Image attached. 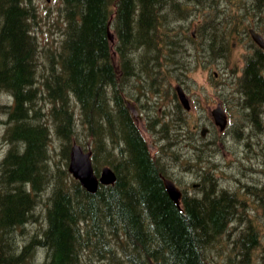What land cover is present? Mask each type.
Here are the masks:
<instances>
[{"label":"trees","instance_id":"obj_1","mask_svg":"<svg viewBox=\"0 0 264 264\" xmlns=\"http://www.w3.org/2000/svg\"><path fill=\"white\" fill-rule=\"evenodd\" d=\"M58 1L62 33L49 49L35 34L31 0H0V264H210L216 248L225 250L222 264H264L240 192L217 189L209 174L176 206L123 103L130 76L158 90L196 59L225 57L232 34L249 37L245 12L255 23L264 17V0ZM195 12L204 17L196 39L185 33ZM262 22L255 28L264 35ZM253 49L237 105L244 129L260 133L264 52ZM73 142L89 145L94 173L108 165L115 182L88 193L74 180L65 168ZM40 215V234L20 244L18 233Z\"/></svg>","mask_w":264,"mask_h":264},{"label":"rangeland","instance_id":"obj_2","mask_svg":"<svg viewBox=\"0 0 264 264\" xmlns=\"http://www.w3.org/2000/svg\"><path fill=\"white\" fill-rule=\"evenodd\" d=\"M31 2L38 12V17L34 25V31L38 41L42 46L49 45V49H56L61 38L63 25L62 19L59 16V1L49 0V2H46V0H31ZM231 2L233 3L234 0H230L228 5L226 4L227 7ZM249 11L253 12L252 10ZM249 15L248 11L244 14V17L248 18L247 24L249 27L255 26L257 29H262V19L264 17L260 16L254 24V16L250 17ZM203 20L204 17L195 12L194 16L189 20V27L185 33L192 32L194 39H196L195 31L197 25L201 24ZM236 33L232 34L230 50L225 57L218 59L215 56H207L206 58L196 59L192 62L190 71H187L186 75L183 73L178 74L181 82L175 81V78H177L175 76L176 73L171 72L173 81H171L168 88L164 86L158 87V93H153L154 90L146 87V84L143 85L140 78L132 77L127 79L124 95L125 98L132 101L139 112H143V114L148 113L151 118L156 113H160L158 108L161 111L172 112L174 115L178 112L179 108L174 106L175 102L173 103L172 100H169L171 92H174L173 88L178 83L189 92L192 98L193 114H197L196 111L199 108V111H197L199 115L194 119L192 114L188 115L191 121L199 117L202 119V116L208 120V116L211 117V110L217 104L221 105L228 117L227 125L222 132L219 131L218 127L215 129L213 135L208 137L213 142L212 145H205L204 151H200V155H205L206 160V158L210 157L209 151L214 152L211 154L209 161L217 165L215 169H218L220 174V183L217 185L216 180L215 187L217 188L218 186L219 188H227L231 191L240 192V198L249 205L246 211L250 213L249 215L253 216L252 223L258 229L260 243L264 247V127H262L260 133L255 131V129L252 131L244 129L248 123L244 116V111L237 105V102L241 100V91L236 89V84L242 75L245 60L251 54L253 47L249 43L245 33ZM188 116H183V123L186 122V117ZM134 120L141 135L147 140L146 143L149 146L148 141L150 140L144 135V128L141 124V122L144 124L145 122L142 121L140 116H136ZM262 121L264 123V117ZM3 127V124L0 122V154L5 151V146L1 141ZM176 131L183 132V130ZM151 135L153 140L160 137H157L153 133ZM76 143L80 145L79 142ZM82 146L85 151L90 150L89 145ZM51 149H54L52 155L59 161L58 165L64 167L65 159L61 156L58 143L54 140L51 142ZM175 152L177 153L178 151H172L171 153L173 154ZM179 152L183 153L182 157L184 158H178L179 160L175 164L171 163L169 167L174 168L180 174H176L179 176V181L182 182L186 179V182L190 184L192 183L191 179L193 175L189 178L191 167L186 163L188 159H185L188 158L189 152H187V149H182ZM180 161H182V164H185L183 170L179 167ZM198 167L201 170L203 169L202 166ZM65 168H67V165ZM193 171L197 172L199 170L193 166ZM209 174L212 175V173ZM248 188L252 189L248 191ZM252 192L258 193L259 195L253 194V196ZM44 224V219L40 215L38 222L27 224L23 227L22 233H18V242L23 244L30 236L36 235V233L40 234ZM239 229L240 227H237V230ZM41 252L43 251L37 249L38 254H41ZM224 254L225 250L223 248L212 250L208 255L210 264H222L224 262Z\"/></svg>","mask_w":264,"mask_h":264},{"label":"flooded vegetation","instance_id":"obj_3","mask_svg":"<svg viewBox=\"0 0 264 264\" xmlns=\"http://www.w3.org/2000/svg\"><path fill=\"white\" fill-rule=\"evenodd\" d=\"M262 36L264 37L263 34ZM145 84L146 83L143 82V85ZM183 91L188 100L187 109H184L183 106L180 104L176 93L171 92V96L169 97V100H172L173 103L175 102L174 106L176 108H179L178 112L175 115L172 112L169 113L168 111H163V110L161 111L160 108H158L160 113H156V115L152 118L148 115V113L143 114V112H140L139 115L142 121L145 122V124L142 122L141 124L143 125L144 128V135L147 137L148 140H150L148 141L149 151L155 158L158 159V162L161 163L162 174L160 176H163L162 180L169 179L170 181H172L178 187L181 194L182 192L188 190L189 192H191L190 188H194V189L199 188L200 181L202 182L204 177L205 179L203 182L206 183V180L208 181L207 175H209V173H212V176L216 178L217 183H220L219 171L218 169H215L217 165L212 164V162L209 161L211 154L214 152L209 151L210 157L206 158V160H205V155H200L201 154L200 151L202 150L204 151L205 145L206 146L212 145L213 142L209 140L208 137H211L213 135V132L215 131V129H217V126L214 124L213 119L210 116H208L209 117L208 120H206L204 116H202V119L199 117L196 120L193 121L190 120L188 115L192 114L194 119L196 116L199 115V113L197 112L199 111V108H197L196 111L197 114H193L194 108H193L192 98L190 97L188 91H186L185 89H183ZM184 115L188 116L186 117L187 123L184 122V125H182L183 123L182 118ZM176 130H183V132L180 131L177 132ZM152 133L155 134L157 137L158 136L160 137L153 140V137L151 135ZM182 149H187V152H189L188 158L185 159L186 160L188 159L186 163H188L191 167V170L189 171L190 174L189 178L193 175V178L191 179L192 183L190 184L186 182L187 181L186 179L182 182L179 181V176L177 175L180 174L177 171H175L174 168L169 167L171 163L175 164L176 161L179 160L178 158L181 159L184 158L182 157L183 153L179 152ZM172 151H178V152L172 154L171 153ZM194 161H196V165H194ZM184 165L185 164H182V161H180L179 167L182 170L184 169ZM200 165L203 167L202 170L199 169L198 167ZM193 166L199 171L194 172ZM209 167L213 169L211 171L205 172L206 170H208ZM193 180L195 183L193 182ZM217 189H219L218 186Z\"/></svg>","mask_w":264,"mask_h":264},{"label":"water","instance_id":"obj_4","mask_svg":"<svg viewBox=\"0 0 264 264\" xmlns=\"http://www.w3.org/2000/svg\"><path fill=\"white\" fill-rule=\"evenodd\" d=\"M46 1L48 2L49 0ZM249 32L253 42L264 50L263 38L252 29ZM108 38L112 40L111 33L108 34ZM176 91L180 102L187 109V100L185 99L180 86L176 88ZM124 102L126 104L127 110L132 116L138 115L136 108L130 104L129 101L125 100ZM211 115L215 125H217L222 131L226 125V115L223 109L218 105L212 110ZM90 155L91 153L89 151H83L81 146L74 143L69 150L67 171L72 176V178L77 180L88 193H95L99 184H112L115 182L116 176L112 169L107 166L103 167L100 170L99 175L96 176L93 172ZM164 185L169 198L174 203H178L180 193L175 185L168 180H164Z\"/></svg>","mask_w":264,"mask_h":264},{"label":"bare ground","instance_id":"obj_5","mask_svg":"<svg viewBox=\"0 0 264 264\" xmlns=\"http://www.w3.org/2000/svg\"><path fill=\"white\" fill-rule=\"evenodd\" d=\"M110 24V23H109ZM209 24V23H208ZM210 33V32H209ZM220 35V34H219ZM182 125H184V123H182ZM76 143V142H75ZM194 165H196V161H194ZM201 166V165H200ZM100 170H101V168H100ZM99 170V171H100ZM163 177V176H162ZM217 185H218V183H217ZM220 189V188H219ZM226 189V188H225Z\"/></svg>","mask_w":264,"mask_h":264}]
</instances>
